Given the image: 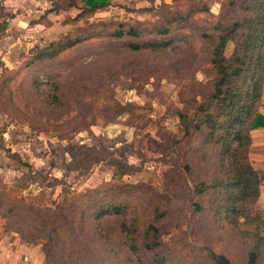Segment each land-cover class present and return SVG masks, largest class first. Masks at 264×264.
Wrapping results in <instances>:
<instances>
[{"label":"rangeland","instance_id":"obj_1","mask_svg":"<svg viewBox=\"0 0 264 264\" xmlns=\"http://www.w3.org/2000/svg\"><path fill=\"white\" fill-rule=\"evenodd\" d=\"M66 1L0 0V264H141L123 243L120 219L94 224L93 206L112 195L131 200L148 219L150 197L162 200L160 236L174 264H213L210 252L241 264L246 247L233 232L194 213V178H203L207 165L200 135L185 136L178 116L192 117L210 95L203 35L218 37L220 19L240 14L235 0H113L78 23L79 11ZM190 11L187 26L165 37L178 41L166 53L130 52L108 36L120 23H159ZM86 28L89 40L27 67L34 47ZM234 47L228 43L227 56ZM42 72L58 84L59 106L38 97L32 83ZM40 92L49 96L47 84ZM118 103L131 104L134 116L110 121ZM252 137L250 160L262 179L256 206L264 213V129ZM82 146L101 153L88 175L71 170Z\"/></svg>","mask_w":264,"mask_h":264},{"label":"trees","instance_id":"obj_2","mask_svg":"<svg viewBox=\"0 0 264 264\" xmlns=\"http://www.w3.org/2000/svg\"><path fill=\"white\" fill-rule=\"evenodd\" d=\"M112 2L66 1L68 9L79 11L72 19L75 23L107 9ZM233 7L240 14L233 21L229 17L220 19L216 27L218 37L203 35L209 44L206 51L211 67L206 73L209 97L192 117L185 112H179L178 116L185 123V136L193 139L196 134L200 135L199 152L207 165L203 178H194V196L197 198L193 203L194 213L207 214L215 225L233 232V237L246 247V258L241 264H264V213L256 206L261 197L262 179L250 160L252 133L264 129V114L259 110L264 96V0H235ZM52 10L56 12L59 8ZM192 13L183 16L170 12L162 16L163 21L159 23H120L108 36L122 40L130 52L166 53L178 41L175 38L166 41L165 37L184 29ZM177 20L181 23L174 29L172 24ZM86 31L89 29L77 32L80 35L66 34L44 49L34 47L31 53L36 51L37 54L27 62V67L52 61L89 40L91 35L85 36ZM229 42L235 44L231 56L225 52ZM32 84L44 104L60 105V88L50 74H37ZM42 84H47L50 89L48 97L41 95ZM131 106L118 103L110 121L125 114L134 116ZM100 155L97 148L79 147L71 160V170L88 175L101 161ZM12 156L20 160L18 155ZM185 168L191 172L190 166ZM128 171V167H123L124 175ZM93 192L101 193L99 190ZM150 200L152 216L148 219L146 210L142 211L131 200L103 196L92 208L94 224L106 217L120 219L123 243L139 263L174 264L159 229L167 211L159 197L151 196ZM209 258L213 264H236L224 254L210 252Z\"/></svg>","mask_w":264,"mask_h":264},{"label":"crops","instance_id":"obj_3","mask_svg":"<svg viewBox=\"0 0 264 264\" xmlns=\"http://www.w3.org/2000/svg\"><path fill=\"white\" fill-rule=\"evenodd\" d=\"M261 112V111H260ZM262 114H264L263 112H261ZM257 131V130H256ZM254 132V131H253Z\"/></svg>","mask_w":264,"mask_h":264}]
</instances>
